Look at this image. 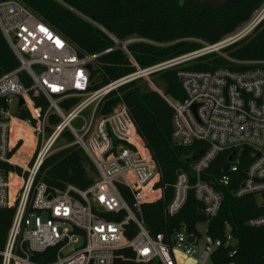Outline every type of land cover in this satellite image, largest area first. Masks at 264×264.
I'll return each instance as SVG.
<instances>
[{
    "label": "built area",
    "instance_id": "obj_1",
    "mask_svg": "<svg viewBox=\"0 0 264 264\" xmlns=\"http://www.w3.org/2000/svg\"><path fill=\"white\" fill-rule=\"evenodd\" d=\"M263 20L264 0L242 28L222 42L143 70L134 65L132 74L93 91L98 78L93 77L95 60L100 54L80 55L24 5L0 0V33L18 63L0 77V212L13 210L0 264H39L31 257L48 250L53 251L54 260L47 264H113L115 252L121 248L132 250L135 263L157 259L160 264H177L179 254L192 264H211L210 256L217 248L232 250L229 233L215 240L205 233L199 246V236L190 238L186 228L168 239L145 229L135 212L141 205L161 199L156 164L124 105L117 104L105 116H98L97 107L110 93L136 79L149 82L154 73L235 44ZM113 42L128 55V41ZM88 66L93 68L91 73ZM252 66L238 71L177 70L183 101L163 96L172 109L171 141L181 147L202 142L206 150L189 172H176L166 207L168 216L184 206L190 192L206 219L217 215L222 193L201 177L225 152L221 175L214 179L217 188L236 184L232 194L238 198L264 193V68ZM39 98L46 102L44 112L35 104ZM73 98L78 103L64 109L62 103ZM86 111L87 119L83 116ZM50 116L58 119L55 125H49ZM64 132L73 139L70 145L88 158L96 178L85 190L68 185L63 191L49 192L36 177ZM224 164L228 166L222 171ZM118 185L130 192L132 207L120 196ZM121 214L123 218L117 219ZM129 222L137 228L132 239L124 235ZM249 225L264 226V215ZM79 240L82 243L73 247Z\"/></svg>",
    "mask_w": 264,
    "mask_h": 264
},
{
    "label": "trees",
    "instance_id": "obj_2",
    "mask_svg": "<svg viewBox=\"0 0 264 264\" xmlns=\"http://www.w3.org/2000/svg\"><path fill=\"white\" fill-rule=\"evenodd\" d=\"M15 1L24 5L70 43L80 55L100 54L95 60L98 78L91 87V90L95 91L111 81L132 74L137 66L143 70L197 47L187 40H199L208 45L216 44L246 21L263 0H237L225 8H213L197 3L184 5L181 0ZM130 36H136L142 41L127 44V55L116 47L113 40L124 43ZM246 37L243 42L238 41L235 44H239L231 48L233 50L229 52L230 58L237 62L264 61V20L252 31V35ZM146 41L160 46L148 44ZM108 49L112 51L103 54ZM209 55L192 60V63H183L177 68L154 73L148 77L149 82L139 78L122 86L118 89V96L112 92L99 103L97 114L105 116L117 104L124 105L156 164L159 174L158 186L162 190L161 199L152 204L141 205L139 212H135L150 234L161 233L168 239L182 228H194L199 222H204L205 233L210 238L223 239L225 234L229 233L234 241L232 250L217 248L210 256L211 264H264V226L249 225L251 220L264 215V193L238 198L232 194L236 184L217 188L214 179L221 175L220 168L226 159V152L216 157L201 177L205 183L222 193L217 215L206 219L191 192L187 195L184 206L175 215L166 214L176 172H189L190 165L206 150V144L202 142H196L190 147H181L171 141L172 109L163 96L183 101L184 93L177 78V70L212 72L217 68H228L238 71L253 67L232 64L212 53ZM17 66L15 57L0 33V77ZM257 66L264 68L261 63ZM156 75H159L164 83V92H161V95L150 81ZM142 80H145L149 87L151 84L153 89H143L139 85ZM77 103L78 99H69L62 103V107L68 110ZM35 104L45 111L47 105L42 98L36 99ZM21 117L27 118L24 114ZM57 122L55 116L48 119L51 126ZM62 140L68 145L73 141L68 132L63 133ZM243 154L248 157V151ZM87 168H91L96 174L85 154L75 145H70L53 151L45 158L36 182L43 183L49 192L63 191L68 185L85 190L94 181V178L88 175ZM242 172L243 170H240V176ZM117 190L125 203L132 207L133 199L128 189L118 185ZM12 216V209L0 212V249ZM122 218V214L117 217L119 220ZM136 232L137 228L132 222L124 228L126 239H132ZM234 250H238L239 254L228 260V255ZM31 260L47 264L54 260V254L48 250L43 254L33 255ZM113 264L143 263L134 262L131 249L121 248L115 252ZM144 264L160 262L155 259Z\"/></svg>",
    "mask_w": 264,
    "mask_h": 264
},
{
    "label": "rangeland",
    "instance_id": "obj_3",
    "mask_svg": "<svg viewBox=\"0 0 264 264\" xmlns=\"http://www.w3.org/2000/svg\"><path fill=\"white\" fill-rule=\"evenodd\" d=\"M181 1H182V0H181ZM247 20H248V19H247ZM247 20H246V21H247ZM246 21L242 22V24H240V25H239V26H238V27H237V28H236L231 34L224 36V37H223L221 40H219L216 44L222 42L223 40H225L226 38H228L230 35H232V34H234L235 32H237L240 28H242V26L246 23ZM250 35H252V32L249 33L247 36H250ZM246 38H247V37H246ZM244 39H245V37H244L243 39H241V40L239 41V43H240L241 41L243 42ZM127 41H128L129 43H131V42H139V41H142V40H141L140 38L136 37V36H130V37H128ZM146 42H147L148 44H152V45H154V46H160L159 44L157 45V44H154V43H152V42H148V41H146ZM187 42L190 43V44H195V45H197V47L194 48L193 50L189 51V52H186V53H184V54H182V55H179V56H177V57H175V58H173V59H170V60H176V59H179V58H184V57H186V56H189V55L195 54V53H197V52H200V51L206 49L208 46H211V45L205 44L204 42L199 41V40H196V41H195V40H187ZM239 43H237V44H239ZM237 44H234V45L228 46V47L222 49L221 51H218L217 53H212V54H214V55L217 56V57L224 58L225 61H227V62H231L232 64H238V65H243V66L258 65L259 63L264 64V61H253V60H251V61L237 62V61H235L234 59H231L230 56H229V52H231V51L233 50V49H231V48H232L233 46L237 45ZM163 46L165 47V46H167V45H163ZM224 50H229V51L226 52V51H224ZM207 55L210 56L209 54H207ZM207 55H204V56H207ZM197 58H199V57H197ZM197 58H195V59H197ZM201 58H202V56H201ZM195 59H193V60H195ZM167 61H169V60H167ZM163 62H165V61H163ZM189 62L192 63V60L189 61ZM161 63H162V62H161ZM158 64H160V63H158ZM158 64H155V65H153V66H156V65H158ZM188 64H189V63H188ZM153 66H150V67H153ZM150 67H148V68H150ZM137 68L140 69V70H142L141 68H139V66H137ZM135 70H136V68H135ZM97 71H98L97 69L94 71V73H93V77L96 76V75L98 74ZM150 81L152 82L154 89H157L158 91H160V93H161V92H162V93L164 92V83L162 82V80H161V78H160L159 75L153 76V77L150 79ZM139 85H140L143 89H148V88L153 89V87H152L151 85H150L151 87L148 86V84H147V82H146L145 80L140 81ZM114 93H115V95L118 96V95H119V90L115 91ZM83 116L87 119V118H88V111H86V112L83 114ZM67 145H68V143H66L65 141H63V140H59V141L57 142V144L54 146V149H55V150H58V149H61V148L67 147ZM87 172H88V175H89L90 177L94 178V180H95V178H96V174L93 173V170H92L91 168H90V169L87 168ZM173 184H174V183H173ZM172 189H173V186H172ZM205 228H206V224H205L204 222H199V223L196 224L195 227H194V229H195L197 235L199 236V237H198L199 246H201V244H202V242H203V238L205 237ZM6 234H7V233H6ZM81 243H82V240H79V241H78V244L74 245L73 247H76L77 245H79V244H81ZM177 258H178V260L182 263L183 260H181L180 256L177 257ZM190 262H191V261H190ZM191 263H192V262H191Z\"/></svg>",
    "mask_w": 264,
    "mask_h": 264
},
{
    "label": "water",
    "instance_id": "obj_4",
    "mask_svg": "<svg viewBox=\"0 0 264 264\" xmlns=\"http://www.w3.org/2000/svg\"><path fill=\"white\" fill-rule=\"evenodd\" d=\"M236 1L237 0H182V4L186 5V4H190V3H197L199 5L209 6V7H213V8H225V7L233 4ZM88 71L90 73L93 71L92 66H88ZM228 160H230V158H228ZM227 166H228V164H224L222 166V171H225L227 169ZM186 232L190 238H192L196 235V232H195L193 227H187ZM238 254H239V251L234 250L228 255L227 259L231 260L232 258L237 256Z\"/></svg>",
    "mask_w": 264,
    "mask_h": 264
},
{
    "label": "crops",
    "instance_id": "obj_5",
    "mask_svg": "<svg viewBox=\"0 0 264 264\" xmlns=\"http://www.w3.org/2000/svg\"><path fill=\"white\" fill-rule=\"evenodd\" d=\"M196 232V231H195ZM197 234V233H196ZM180 256V258H181V260H183L182 261V263L178 260V258L177 257H179ZM176 263L177 264H192L191 262H190V260H185L181 255H179V254H177V256H176Z\"/></svg>",
    "mask_w": 264,
    "mask_h": 264
},
{
    "label": "bare ground",
    "instance_id": "obj_6",
    "mask_svg": "<svg viewBox=\"0 0 264 264\" xmlns=\"http://www.w3.org/2000/svg\"><path fill=\"white\" fill-rule=\"evenodd\" d=\"M29 136V135H28ZM31 137H29L28 139H30Z\"/></svg>",
    "mask_w": 264,
    "mask_h": 264
}]
</instances>
